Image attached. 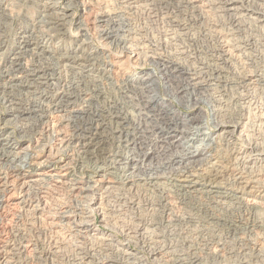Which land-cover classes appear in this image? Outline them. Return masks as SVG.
<instances>
[{"label": "bare ground", "instance_id": "bare-ground-1", "mask_svg": "<svg viewBox=\"0 0 264 264\" xmlns=\"http://www.w3.org/2000/svg\"><path fill=\"white\" fill-rule=\"evenodd\" d=\"M69 1L70 0H66L67 3L65 2V4L59 6V2L57 0H38L36 2L37 15L30 20V23L26 28L17 32L18 34L16 35V41L10 46L8 50H6L4 49L6 41V37L4 36V30L6 27L5 22L11 16L10 6L12 5L9 0H0V97L10 106H12V104H19L16 108L10 107L9 111L11 115L16 117L19 115L22 117L23 121L28 119L37 120L39 124L42 125L40 130H35L34 132L20 130L18 135L17 133L15 135L14 132L10 131L11 129L9 130V128L5 125L6 121H3L4 124L0 127V226H2V224L5 226L8 221L13 220V218H17V212H22L24 215L22 222H20L21 215L18 219L20 222L19 225L22 226V228L20 226L16 227L15 233L13 232L15 243L12 244L11 241V244H8V241L6 242L0 240V264H27L29 259L28 261L22 260V262H20V257L23 255V251L28 248L30 249L29 252L32 251V253L37 254L35 259L38 260L39 264L42 261L47 263L52 255L54 256L55 253L57 254V251H59L57 249L61 246V243L57 240L58 238H51L53 251H50H52V253L48 250L50 248L44 250V244L41 243V245L36 239L34 242H32L31 239H33L34 236H30L31 239H29L27 232H30V230L33 228H30L32 225L35 226L37 224L34 223V220L40 219L41 217L48 218L50 220V229L53 232L60 228L64 229L65 227L70 231L73 229L80 236L89 235L94 238H99L101 241H112L110 236L106 235L104 231L96 227L91 219V217L93 218L94 214L101 208L102 199H105V193H107V191L110 189H120L123 190V192L126 190L128 193L132 189L135 190V193L136 190H140L145 193L158 191L160 193V195H158L160 197V202L161 200H168L170 194L177 195V197H181L182 200H188L189 202L191 201L192 203L190 202V205L192 209L194 208V210L202 212L205 215V224L211 225V223H216L220 224V226H226L228 231L233 235L235 233L240 234L242 230L247 231V229L253 234L256 228L264 227V220L248 218L252 216L253 213L258 209L264 210V180L260 177L261 175L259 176V173H257L259 170L257 172L255 171L259 168V166L253 170V166H256L255 164L257 162L264 161V147L262 144L256 141H253L252 144L250 142V145L253 146L249 145L250 149H246L250 150V152L247 155H244L246 149L242 147V144L238 143L240 145H238L236 148H233L235 155L233 161L234 163L231 165L229 170L227 169V166L222 163L219 157L220 153L218 154L219 144L221 141L232 138L234 132H238V136H244L243 133L246 131L247 125L249 123L248 117H250L249 113L251 111L249 107L248 110L250 111L248 114H246L248 117L244 113L246 111L242 112L243 109H239L241 111L236 114L237 116L223 113V115H225L226 119L228 118V120L225 118H223V120L222 118L217 120L218 124L215 128L216 133L213 137L214 140H211V146L207 144V157H204L201 164L197 159V163L194 160H191L187 166L184 165L185 167H183V169H178V167L176 170L175 167V170H170L171 172H168V174L165 176L159 175L156 172L159 168V165L157 166L158 168L156 167L157 163L153 167L148 166L147 164L148 168H146L144 161H152V159H155L156 157L158 159L162 156L165 157L178 146V140H176V137L179 136V131L176 126L170 127L169 130L165 131L161 130L162 128L153 131L150 130L151 128L147 130L144 127V124L140 127L134 126L132 130L133 132L129 131V128L118 127L119 130L115 129V131L113 129L114 133L120 132L117 137L108 133L112 138L111 146L113 149H111V146L108 147L109 149L105 148L106 145L104 143L107 141H105L107 135L103 136L104 134L102 135V133L106 128H108L107 125H110L115 121V119L121 120V123H130L135 122V118L133 119L134 116L130 114L131 112L129 113L125 105L123 106L113 102V115H105V117L109 119H104L105 117H103V114L99 112L102 110L100 108L96 109V113H91V102L95 99H98L99 97H102L103 91L107 86H109L111 90L117 86V83H115V76L117 75V71H120L119 69L127 66V61L132 60V62L138 64L140 62H144L146 58H150L152 55H157L158 57H162V55L160 52L158 53L156 51L159 48L156 44H151L150 47H147L148 44L144 45L143 41L142 43L140 42L141 46L138 43H134V40H131L129 37V32L123 35V38H117L116 33H113L114 31L112 30V28L114 29L113 25H115V21L113 17L107 13V11H101V14H98V16L96 14V20L99 23L97 25L101 27V29H98V33L101 36L103 45H107V48H95L91 46L90 40L88 39L87 30L85 29L87 24L84 26L82 22H79L77 25V28H79L77 31L80 35L76 36L70 34V31L67 32L66 30V26L69 23L68 17L70 15V8H68V6L70 7ZM200 1L201 0H187V3L194 8H198L199 10L201 8L202 11L204 6H202V4H196ZM237 1H240V7L235 5ZM252 1L254 0H209L208 2L223 4L227 7V9L233 11L235 15H238V17L244 18L246 17L244 15L247 14L248 18H246L250 19L252 21V25L254 26L257 24H263L264 10H260L257 6V8H251L250 2ZM83 4L84 3L81 2L82 6ZM103 7L105 6L103 5ZM237 24L241 23L238 21ZM241 26L243 25L241 24ZM237 31L238 29L236 32ZM218 34L219 41L217 47L214 48V52L217 53L216 60H218L219 64L221 65L219 68L217 67L216 70L220 74L221 72L223 73V70L225 69L224 66L232 67V65L236 63L238 54L237 52L240 51L241 48L239 50L236 48V46H234L235 41L230 38L231 35L228 37L229 34ZM234 35L236 36V34ZM253 37L254 34L251 36L252 40ZM68 38L73 39L75 42L74 47L66 46V40ZM231 41L234 42L232 43ZM246 41L248 42L249 40ZM255 42L258 41L255 40ZM255 42H252L250 47H252V45H254L253 43ZM250 43L251 42H249V44ZM244 44L247 45L248 43ZM149 53L150 55L148 56ZM178 53L185 54V51L179 50ZM64 54L68 55V57H65ZM173 54L175 58L171 56L172 54H169L167 55V60H163L160 57V60H162L163 69H168L167 71L172 69L175 72L182 69H190L184 67L182 63L177 60L178 56H176L175 53ZM115 55L118 58H116V60L113 62H110L109 57L115 58ZM169 56H171L173 59ZM249 58L250 57H245L246 60H251ZM68 61L71 62L70 65L66 64ZM73 63H77L79 66L75 72L77 76L71 79L69 75H74L72 72V68L74 66H71ZM166 63H169L170 65H166ZM261 70H256L255 73L250 74L244 73L240 77V80L241 85L243 84V86L252 85V87H261L262 93L264 95V73H262ZM180 73L185 74L184 71ZM172 74L173 73H171V76ZM168 76L170 77V74ZM153 77L154 74L152 73L148 74L147 77H142L140 79L139 77L133 78L127 75L126 81L128 80L129 82H135L139 84L140 87L138 89L143 91V93H147L148 86H150V79ZM218 77L219 79L226 78L223 76ZM218 81L222 82V80ZM200 83L201 81H197L193 84L200 85ZM117 87L120 89V86ZM110 89L108 88V90ZM115 89L117 90V88ZM124 89L127 88L124 87ZM17 91L19 92V96L22 98V100L15 96ZM151 98V101L144 100L141 102L142 104L139 103L143 109L148 112L147 113L142 109L145 113L141 114H143V121H146L150 117L155 119L157 124V119L165 120L167 112L166 108L171 110V112L173 108L168 104H163L162 106L165 107V110L161 109V113L160 109L157 107L159 101L152 100ZM19 100L21 102H19ZM142 107H140V109ZM241 108L244 107L242 106ZM252 108L253 107H251V109ZM115 109H117V111H115ZM102 111L104 112V110ZM173 112L176 113L175 110ZM149 113H151L150 116H148ZM260 117L262 118L263 115L261 114ZM139 119L141 120L140 117ZM166 120L169 121V118ZM172 121H174V119H172ZM80 122L82 123L81 127L74 125ZM182 122L183 124L186 123L185 121ZM121 123H119V125ZM69 124H72L73 126H71L74 127V129L70 136L68 135L69 137H67L66 131H64L63 128ZM103 124L105 125L104 127ZM54 127L60 129L55 131V135L53 134ZM129 127L131 128L133 125ZM182 133L184 134L183 131ZM52 134L57 138L56 143L58 151L64 147L67 149V145L72 143L73 140L77 142L78 146H75V144L74 149L71 148L73 152H67L68 149L67 151L63 150L66 155L67 153L70 154L67 155L65 161L59 163V165L57 161H54V155H57L59 159H62L63 157H61L58 151L55 150L56 148L54 150L57 152L54 150H52L54 151L52 152L50 149H44L45 147L41 148L43 146L40 144L44 137L48 138ZM153 135L154 137H152ZM130 136H132L131 138L134 137L138 139V143L135 142L136 140H128ZM122 137H125L124 145L121 144ZM146 143L148 148L145 146ZM131 144L132 147L130 148L129 146ZM124 148L133 150L134 152H132L134 154H138V157L141 155L142 160L140 159L138 160V163H136L141 164V161H143L145 168L142 169H147L144 170V172L148 170H151L152 172L149 171L150 173L148 176H141L138 173L134 174L135 171H142L141 166L138 165L137 167L134 165L136 157L134 159V157H129L128 155L124 154ZM71 149H69V151ZM251 152L253 153L251 154ZM168 160L173 161V159L170 158ZM168 160L166 159V165L169 163ZM88 161H91L95 165L94 169L97 176H95V179H91V176L89 175H86L84 178L79 176V174H81V170L79 174L77 173L80 167L82 168L84 166L83 163L85 164ZM178 163H180V161ZM230 163L232 164V162ZM263 169L264 168H262V170ZM129 170L131 171L129 172ZM95 188L97 191H100L99 194L96 195V193L95 196L92 194V196L90 195L89 197L88 192ZM60 190V193L63 194L66 191V194L61 195L58 193ZM62 190L64 192H62ZM112 191H110V193H112ZM54 196L56 199L53 200H57V202L59 201L56 208L54 207L55 211L53 213L49 212L48 214L44 213L43 207L46 205L48 199H51V197L55 198ZM156 198L157 197H155V199ZM50 199L49 201H51ZM71 201L74 202L73 205L71 203L72 206L70 203L68 204V202ZM48 205L49 203H47L46 206ZM225 206L228 208H225ZM212 209L216 210L213 211ZM220 209L223 210L224 213H221ZM98 215L100 216L102 223L103 221L106 222L105 216L101 215L100 213ZM244 215H247L245 216L247 217L246 219L243 217ZM204 222H202V224ZM205 224L202 226L203 228L201 231L205 230L206 226H208H205ZM26 226L28 228H26ZM32 231H34V229ZM41 231L42 230H40V232ZM53 232L50 233V235L53 234ZM244 233L246 232L244 231ZM255 235L254 237H256ZM39 236H41V234H39ZM108 246H110V244H108ZM38 247L40 250L37 249ZM119 250H121V248ZM26 252L28 251L26 250ZM95 253L93 255H95ZM93 255L90 250H80L79 252H75L74 256L72 255L73 258L66 260V263L64 264H109L110 262H114V260L109 259L100 262L97 261ZM41 259L42 261L40 262L39 260ZM55 264L63 263L59 262Z\"/></svg>", "mask_w": 264, "mask_h": 264}, {"label": "rangeland", "instance_id": "rangeland-1", "mask_svg": "<svg viewBox=\"0 0 264 264\" xmlns=\"http://www.w3.org/2000/svg\"><path fill=\"white\" fill-rule=\"evenodd\" d=\"M9 1L12 6H10L11 16L5 22L6 27L4 30V36L6 37V41H5L4 49L6 50H8L10 46L16 41V35L18 34L17 32L26 28L30 23V20L37 15L36 2L38 0H9ZM57 1L59 2L58 3L59 6L65 4L66 2V0H57ZM208 1L209 0H205V1L201 0L200 2L196 3V4H202V6H204V8L202 7L203 8L202 11L201 8L199 10L198 8H194L191 5H189L187 3V0H70L69 1L70 7L68 6V8H70L69 9L70 15L68 17L69 23L66 26L67 32L70 31V34L79 36L80 34L77 31L79 29L77 28L78 23L82 22L84 26L87 24L85 26V29L87 30L88 33V39L90 40L91 46L95 48H101V47L107 48V45H103V42L101 41L102 40L101 36L98 33L99 32L98 29H101V27L97 25L99 23L96 20L98 14L99 15L101 14V11L102 12L107 11V13H109V15H111L115 21V25H113L114 29L112 28V30L114 31L113 33H116L117 38L121 39L123 38V35L129 32L130 39L134 40L133 41L134 43L140 44V46L142 41L144 45L148 44L147 47H150L151 44H156L157 47H159L156 51L158 53L159 52L161 53L162 57L161 56L160 57L163 60H167L168 59L167 55L169 54H172L171 56L174 57L173 53L176 54L179 52V50L185 51V54L178 53L176 54V56H178L177 60L181 62L184 67L190 68L189 70L182 69L180 71L175 72L172 69H169V71H167L168 69L162 68L163 67L162 60H160V57H158L157 55H156L157 58L156 56L152 55L150 56V58H146L144 62H140L138 64L132 62V60L127 61V66H125L126 68L124 67L122 69H119L120 71L119 72L117 71V75L115 76L116 78L115 83H117V86H120V89H118V87L116 86L114 87V89L111 90L110 87L107 86L106 87L107 89L105 88L103 91V96L99 97L98 99H95L97 101L94 100L90 104L91 113H96L97 112L96 109L100 108L104 110V112L102 110H100L99 112L103 114V117H105V115H113L112 113L114 112V108H112V104L116 102L120 105L123 106L125 105L129 113L131 112L130 114L134 116L133 119L135 118L134 119L135 122H130L131 124L128 122L121 123L120 122L121 120L115 119L114 122H112L110 125H107L109 129L106 128L102 133V135L104 134L103 136L107 135L105 139V141L106 140L107 141L104 143L106 145L105 148L107 149H109L108 147L111 146L112 138L110 135H115L117 137L118 134L120 133V132L114 133L115 129L119 130L118 127L129 128L130 129L129 131L133 132L132 130L134 126L140 127L141 125L144 124H145L144 127L147 130L151 128L150 130L153 131L161 128H162L161 130L165 131V130H169L170 127L176 126L179 131V136L176 137V140H178L177 141L178 148L177 147H176L177 149L174 148L175 150L173 149V151L170 153L171 155L168 154L165 157L164 156L159 157V159L156 157L155 159L153 158L152 161H144V165L146 164V168H148V166L153 167L157 163L156 167L159 165L158 166L159 168L157 167L158 169L156 172L162 176H165L168 174V172L175 170V167L176 170L178 167H179L178 169H183V167L187 166L191 162V160H194L197 163L196 161L197 159L200 164L202 163L204 157H207L206 149L208 145L211 146V142H212L211 140H214L213 137L216 133L215 128L217 127L218 124L217 120H220L221 118L222 120L223 118L226 119L223 113L224 114L226 113L227 115L235 116L238 112L241 111L239 109H243L242 112L246 111L244 112L246 115L251 110L249 113L250 117L246 115L249 118L248 122L250 124L248 123L247 129L243 133L244 136L243 135L238 136L237 135L238 132H234L232 138H230L229 140L227 139L221 141L219 144V152H218V154L220 153L219 157L222 163L227 166L228 170L231 167V165H233L234 163L233 161L235 155L233 148H236L238 145L242 144L243 148L250 149L249 148L250 142L252 144L253 141L262 144V146L264 147V125H263L264 95L262 93L261 87H257V86L252 87V85L243 86V84L241 85V80H240V77L244 73L245 74L255 73L256 70H261V69H262L261 70L262 73H264V68H263L264 67L263 64L264 63L263 62L264 61V57H263L264 56V22L263 24H257L256 26H254L251 23L252 21L250 19H247L248 18L247 14L244 15L247 18L238 17V15H235L233 11L227 9V7L224 6L223 4H219L216 2L213 3ZM81 2L84 3L83 6L81 5ZM254 2L256 3L253 4ZM250 3H251L250 4L251 8L257 6L260 10H264V1L254 0ZM103 5L105 7H103ZM235 5L240 7V1H237ZM238 21L243 26H241V24H237ZM237 29L238 31L236 32ZM218 33H220V35L229 34L228 37H230L231 35L230 38H232L235 41V42L233 41L235 43L234 46H236V48H238L239 50L241 48L240 51L235 50L238 51L236 63L232 65V67L224 66L225 69L223 70V73L221 72L220 74L216 70L217 67L219 68L221 65L219 64V61L216 60L217 53L214 52V48L217 47L219 41ZM234 34H236V36ZM253 34L254 37L252 40L251 36ZM246 40L249 41L247 42ZM255 40L258 42H255ZM249 42L251 43L249 44ZM252 42L256 43V44L253 43L256 47L254 45L250 47ZM244 43H248V44L246 45ZM66 46H71V47L75 46V42L73 41L72 38H68L66 40ZM245 46L247 47V49ZM66 48H65V52H66ZM149 55L150 53L148 54V56ZM64 56L68 57V55L66 54H64ZM244 56L250 57L249 59H251L252 61L246 60ZM116 58H118L116 55L115 58L109 57V61L113 62L114 60H116ZM70 63H71L70 61L66 62L67 65H70ZM166 65H170V64L166 63ZM71 66H74L73 68L71 67L74 75H69L70 78L72 79L77 76L75 72L77 71L79 65L77 63H73ZM183 71L185 72V74L180 73ZM151 73L154 74V77L150 79V86H148L147 93L146 92L143 93V91L138 89L140 87L139 84L135 82L133 83L129 82L128 80L126 81L127 75L133 78L139 77L140 79L142 77H147L148 74ZM171 73H173L172 76L173 77L175 76L176 78L175 77L173 78L171 76ZM179 73L181 76L179 75ZM169 74L170 77L168 76ZM218 76H223L226 78L219 79ZM218 80H222V82H219ZM197 81H201V83L200 85L195 84L196 85L195 87L193 83ZM124 87H126L127 89H124ZM108 88L110 90H108ZM115 88H117V90ZM15 96L20 100H22V98H20L19 96L18 91L16 92ZM150 98L152 100L159 101L157 107L160 109L161 113L162 110H165V107L162 106L163 104H168L173 108L172 112L171 110L166 108L167 118L165 116V120L157 119L158 120L157 124H156V120L150 117L147 119L148 121L147 120L143 121V117H142L143 114H141V113H145L143 112V110L146 111L141 106L142 104L141 102L144 100H150ZM20 100L19 102H21ZM18 105L19 104H12V106H10L6 101H4L0 97V127L6 121L7 123L5 122V125L9 128V130L11 129L10 131L14 132L15 135L16 133L18 135L20 133L19 132L20 130H27L29 132L40 130V127H42V125H40L37 120L28 119L23 121L22 117H20L19 115H17L16 117L10 114L9 111L10 107L16 108L18 107ZM242 106L244 108H241ZM250 106L253 107L252 108L253 110L251 109ZM140 107L142 108L140 109ZM248 107L250 108V110H248L249 109ZM174 110L176 111L177 114L173 112ZM115 111H117V109H115ZM260 113L263 115L262 118L260 117L261 116ZM150 114L151 113H149L148 116H150ZM138 115L141 118V120L139 119ZM171 116H173L174 118ZM19 117L21 120L19 119ZM168 118L169 121L166 120ZM104 119H109V118L105 117ZM172 119H174V121H172ZM226 120H228V118ZM182 121L186 122L184 123L185 125L183 124ZM119 123L121 124L119 125ZM71 125L72 124H69L65 126V128H63V130L66 131L67 137L70 136V134L74 129V127H72L73 125L72 126ZM74 125L81 127L82 123L80 122ZM128 125L129 126L133 125V127H131L132 129ZM104 126L105 125L103 124V127ZM58 130L60 129L54 127L53 134L55 135V131ZM181 130L184 132V134L182 133ZM108 133H110V135ZM53 134L50 135L48 138L44 137V139L41 140L40 144L43 146L41 148L45 147L44 149H50L51 151L56 148L55 150L58 151V147L56 143L57 138ZM131 137L132 136H130V138ZM152 137H154V135ZM130 138L128 140L130 141L136 140L135 142L138 143V139L134 137L131 139ZM121 140H122L121 144L124 145L125 137L124 138L122 137ZM243 142L245 145L243 144ZM74 145L77 146V142L75 140H73L72 143L67 145L68 151L67 149H65V147L59 149L58 153L63 158L59 159L57 155H54L55 156L54 161H57L58 165L59 163L64 162L65 159L67 158V155H69L70 153H67L66 155L65 152H63V150L67 152H73L71 148L74 149L75 147ZM145 146L148 148L147 143L145 144ZM129 147L131 148L132 144ZM69 149L71 150L69 151ZM111 149H113L112 146ZM247 149L244 152V155H247L250 152V150ZM132 151L133 150L131 149H125V148L123 149L124 154L128 155L129 157L132 156L134 157V159L136 157L135 159L136 161H134L135 164L133 162L135 166L137 167L138 165L141 166L142 171L140 170L138 172L135 171L134 174L138 173L141 176H148L149 173L152 171L148 170L144 172V170L147 169H142L145 168V166L143 165V161H141V164H137L138 160L140 159L142 160V156L139 155L138 157V154H134L133 153L134 151L133 152ZM231 153L233 156L231 155ZM252 153L253 152H251V154ZM167 157L173 159V161H169L168 160L169 158ZM165 158L169 161L168 165H166L167 163ZM179 161L180 163H178ZM230 162H232V164ZM91 163H92L91 161L86 162L85 163L86 165L83 163L84 166L82 168L80 167V169L77 171V173L79 174L81 170L82 175L79 174V176L84 178L86 175H89L91 176V179H95L96 176V172L94 169L95 165ZM171 163H173L174 165ZM263 164L264 161L257 162L255 164L256 166H253V170H255L256 167L258 168V166L260 169L258 168L255 171L257 172L258 170L259 171L262 170V168H264ZM130 171L131 170H129V172ZM259 171L257 173H259V176L261 175L260 177L264 180L263 178L264 169L260 172ZM112 190L110 189L107 191V193H105L106 196L105 199L104 198L102 199L101 208L94 214L93 218L91 217L94 225H96V227H98L100 230L104 231L106 235H109L112 241H106V240L101 241L99 240V238H94L89 235H86L87 237L80 236L73 229H71L72 231H70L69 229L67 230L65 227L64 229L60 228L57 231L53 232L50 229V223H49L50 220L48 218L41 217L42 220L41 218L37 220L35 219L36 221L34 220V223L37 224L35 225L34 223H32L35 226L32 225L30 228L32 227L33 228L30 230V232H27L29 239H31V237L34 236V238L31 239L32 242H34L36 239L40 244L41 243L44 244L43 245L44 250L50 248L48 250L51 253L53 251L51 238L52 237L58 238L57 240L61 243L60 248L57 249L59 250L57 251V254L55 253L54 256L52 255L51 258H49L51 261L48 260L49 262L47 261L46 263L42 261V259L39 260L40 262L41 261L43 262V263L41 262L42 264H52V263L55 264L59 262L64 264L66 263V260L73 258L72 255L74 256L75 252H79L80 250L82 251L90 250L92 255L96 252L95 255L93 256L96 258L97 261L100 262L108 259L114 260V262H110V263L108 262L109 264H194V263L195 264H243V263L264 264V236H263L264 227H259L260 229L256 228L255 230L256 235L255 232L252 231L253 232L252 234L250 231H248V229L247 231L242 230L241 232L242 234L240 233L241 235L237 233L233 235L228 231L226 226L223 225L220 226V224H216V223H211V225L205 224L204 222L205 215L202 212H198L197 210H194V208L192 209L190 205L192 203L191 201L190 203L187 199L186 200L188 202L182 200V198L179 196L177 197V195L170 194L168 197L169 201L167 199L165 200L167 202L161 200L162 202L161 203L159 201L160 197L158 195H160V193L158 191L145 193L143 191L136 190L135 193V190L132 189L133 191L131 190L128 193V191L126 190L124 192L123 190L120 189H112ZM110 191H112V193H110ZM60 192L61 190L58 191V193ZM62 192L64 191L62 190ZM99 192L100 191H97L95 188L90 190L88 192V195L89 197L90 195L92 196V194L93 196H95V194L97 193L96 195H98ZM60 194L65 195L66 191L63 194L62 193ZM155 197L157 198L155 199ZM49 199L48 201L46 200L47 201L46 205L47 203H49V205L48 206L45 205L43 207L44 213L46 214H48L49 212L53 213L55 211L54 207L56 208L57 204L59 203V201L57 202V200H53L56 199V197L55 198L51 197L50 199L51 201H49ZM157 202H159L160 204ZM69 203L70 205L71 203L72 205L74 204L73 201L68 202V204ZM225 208L228 207L225 206ZM212 210L215 211L216 209H212ZM220 212L224 213V211L221 209ZM17 213H16V216H18L17 218H13V220L8 222L5 221L7 222L6 225L4 226L2 224V226H0V240L6 242L8 241L7 242L8 244H11V241L12 244L15 243L13 232L15 233V228L20 226L19 223L22 222L24 218L22 212H17ZM99 213L105 216L106 222L103 221L102 223L101 218L98 215ZM198 213L201 215H199ZM19 216L21 218L20 222L18 220ZM245 216L247 215L243 216L246 219L247 217ZM252 216L248 218L249 219L253 218L255 220H264V210L258 209L253 213ZM14 220L17 221L15 222ZM202 222L204 223L202 224ZM204 224L205 226L206 225L208 226H206L205 230L201 231V229L203 228L202 226H204ZM20 227L22 228V226ZM131 227L133 229L135 228L134 229L135 231ZM26 228L28 227L26 226ZM33 229L34 231H32ZM40 230H42L43 232L42 231L40 232ZM136 230L139 231L137 232ZM244 231L246 233H244ZM52 232L53 234L51 235L53 236L50 235V233ZM39 234H41V236H39ZM254 235L256 237H254ZM37 236L39 239L37 238ZM108 244H110V246H108ZM120 248L121 250H119ZM37 249L40 250L39 247ZM26 250L28 252H26ZM29 250L30 249L28 248L25 249V251H23L22 253L23 255H21L20 257L21 259L20 262H22V260L28 261L29 259L30 263L29 262L28 263L23 262V263L31 264L32 262V264H37V263L39 264L38 260L35 259L37 254L32 253V251L29 252ZM34 259L36 262L34 261Z\"/></svg>", "mask_w": 264, "mask_h": 264}]
</instances>
